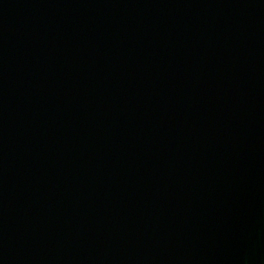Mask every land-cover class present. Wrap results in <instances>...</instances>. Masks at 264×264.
Returning <instances> with one entry per match:
<instances>
[{
    "label": "water",
    "instance_id": "obj_1",
    "mask_svg": "<svg viewBox=\"0 0 264 264\" xmlns=\"http://www.w3.org/2000/svg\"><path fill=\"white\" fill-rule=\"evenodd\" d=\"M0 264H264V0H0Z\"/></svg>",
    "mask_w": 264,
    "mask_h": 264
}]
</instances>
